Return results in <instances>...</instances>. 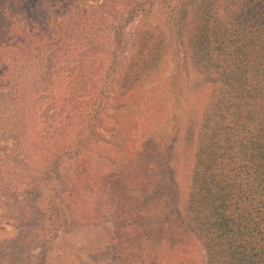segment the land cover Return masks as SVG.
<instances>
[{
    "label": "rangeland",
    "instance_id": "1",
    "mask_svg": "<svg viewBox=\"0 0 264 264\" xmlns=\"http://www.w3.org/2000/svg\"><path fill=\"white\" fill-rule=\"evenodd\" d=\"M9 1L20 7L17 0ZM31 1L29 12L18 9V32L0 44V264H135L145 226L157 236L151 250L154 256L157 246L156 264H203V247L185 207L196 151L195 124L207 88L194 81L171 13L160 9L154 14L170 39L154 74L126 95H121L123 88L114 86L116 93L102 115L97 141L89 151L83 149L86 157L80 164L87 169V188L67 209L60 200L53 203L51 189L52 104L68 102L57 113L59 117L69 109L77 117L89 112L83 102L90 104L96 93L93 74L106 55L103 44H107L109 26L120 17L127 1L111 8L102 7L101 0H91L74 8L87 26L71 42L74 46L68 52L72 56L61 64L65 71L57 79L50 76L57 63L52 56L55 47L46 45L47 40H32L21 48L15 41L25 37L22 30L27 18L40 16L37 13L48 8L61 10L67 4L63 0ZM95 34L104 43L91 42ZM72 66V71L77 69L69 73ZM83 66L86 78L79 76ZM81 91L90 94L83 97ZM143 162L158 167L161 187L155 198L141 202L140 217L127 219L131 227L127 232L117 217L119 209L110 187L119 185ZM121 232L129 233L127 240L119 237ZM119 238L123 251L118 253V262H113V246Z\"/></svg>",
    "mask_w": 264,
    "mask_h": 264
},
{
    "label": "trees",
    "instance_id": "2",
    "mask_svg": "<svg viewBox=\"0 0 264 264\" xmlns=\"http://www.w3.org/2000/svg\"><path fill=\"white\" fill-rule=\"evenodd\" d=\"M17 1L20 7L0 0V44L18 32V9L29 12L31 0ZM88 1L63 0L67 5L61 10L48 8L37 13L40 16L27 18L25 37L15 41L21 48L46 40V45L55 47L52 56L57 63L50 75L54 79L72 56L71 42L87 26L74 11ZM101 1L102 7L116 8L123 0ZM126 1L120 17L109 26L107 44L97 34L91 37V42L104 43L106 55L93 74L97 78L93 100L83 102L89 112L77 117L69 109L59 117L57 113L68 102L53 101L49 121L53 203L60 200L72 208L74 199L87 188V169L80 164L86 157L83 149L97 141L102 115L116 93L114 86L123 88L121 95H126L159 67L170 39L154 14L166 9L194 81L207 88L195 124L196 151L185 207L203 247V264H264V0ZM133 22L135 28L129 29ZM72 69L68 72L77 68ZM85 69H79L80 77H87ZM80 94L88 97L90 93ZM136 169L110 187L119 209L117 217L127 232L131 230L127 219L140 217L141 202L155 198L161 187L162 174L155 164L143 162ZM53 209L60 208L53 205ZM144 231L134 262L156 264L157 246L154 256L151 250L157 236L149 227ZM119 237L127 240L129 233L121 232ZM120 238L113 246V262L123 251Z\"/></svg>",
    "mask_w": 264,
    "mask_h": 264
}]
</instances>
